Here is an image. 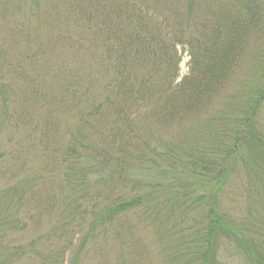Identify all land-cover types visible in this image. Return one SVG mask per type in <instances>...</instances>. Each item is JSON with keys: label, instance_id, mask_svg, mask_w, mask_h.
<instances>
[{"label": "trees", "instance_id": "16d2710c", "mask_svg": "<svg viewBox=\"0 0 264 264\" xmlns=\"http://www.w3.org/2000/svg\"><path fill=\"white\" fill-rule=\"evenodd\" d=\"M0 30V264L38 239L40 264H264V0H0Z\"/></svg>", "mask_w": 264, "mask_h": 264}, {"label": "rangeland", "instance_id": "374dc122", "mask_svg": "<svg viewBox=\"0 0 264 264\" xmlns=\"http://www.w3.org/2000/svg\"><path fill=\"white\" fill-rule=\"evenodd\" d=\"M3 32V30H0V35ZM9 41V47L10 50H12L14 47L19 46V34H12L10 31H6V38H4V40ZM20 50V47H19ZM21 51V50H20ZM14 55L18 56L19 52L16 50L14 52ZM71 57V54L68 53H63L62 50H58L56 53H54L52 50L48 49L44 56L42 57V59L40 60V66L43 64L46 68L48 67H53V68H58L59 65L60 66H64V64H62V62H67L66 60H68ZM63 58V59H61ZM79 71V66L77 65V61L74 60L73 64H72V70ZM188 71V56L186 53L182 54V59H181V63H180V76H183L187 73ZM40 164H38L35 161L34 164V169H38L40 168L39 166ZM52 171H55L56 168L52 167L51 168ZM3 181H1V185H2ZM227 205V204H225ZM40 223L31 231H28L24 234L23 238L25 241H28L29 238H35L38 236V234H40L41 232H45L48 231L51 226L54 223V217L53 215L48 217H40ZM130 219L132 220H136L135 222L139 224V231L140 233L145 234V239L146 241H148V243L151 245V247L158 251L159 249V245L156 244V239L154 237V234L152 233V230L150 228H147L144 224L143 221L142 223H140L139 217L136 215H132L130 217ZM80 237V234L78 235ZM78 240V238H76V241ZM46 241H40L39 239L37 240V242L35 243V248L38 249L40 251V253L31 260H28L27 264H40L43 262V253H55V251L58 249V247L60 246V244L57 243V245H55L54 242L51 243H45ZM79 241H77L78 244ZM77 244H73V246L71 247V249H74L77 247ZM92 248V247H91ZM91 254L89 256H87L88 258V263L87 264H103L105 262V257L104 254L98 252V250H95L94 248L91 249ZM108 256H110V258H114L115 254H116V250L115 247L113 245L108 244V251H107ZM227 256V259L225 258ZM228 256H230V258H228ZM70 250L67 251L66 253L61 254L60 258H57L59 260L60 264H69V260H70ZM223 258H225L226 260H228L229 262L226 264H245V262L243 261V259L238 256L237 254H234L231 251H229V253H226ZM153 259L155 260V254ZM158 260V258L156 259ZM157 262V261H155Z\"/></svg>", "mask_w": 264, "mask_h": 264}]
</instances>
